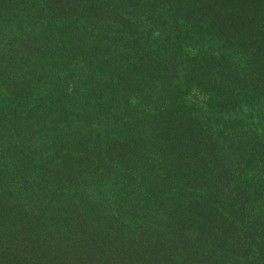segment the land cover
<instances>
[{
	"label": "trees",
	"instance_id": "obj_1",
	"mask_svg": "<svg viewBox=\"0 0 264 264\" xmlns=\"http://www.w3.org/2000/svg\"><path fill=\"white\" fill-rule=\"evenodd\" d=\"M0 264H264V0H0Z\"/></svg>",
	"mask_w": 264,
	"mask_h": 264
}]
</instances>
